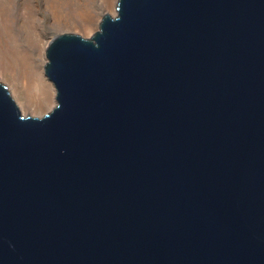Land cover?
Returning a JSON list of instances; mask_svg holds the SVG:
<instances>
[{
	"label": "water",
	"instance_id": "water-1",
	"mask_svg": "<svg viewBox=\"0 0 264 264\" xmlns=\"http://www.w3.org/2000/svg\"><path fill=\"white\" fill-rule=\"evenodd\" d=\"M54 36L56 105L0 82V264H264V0H118Z\"/></svg>",
	"mask_w": 264,
	"mask_h": 264
},
{
	"label": "bare ground",
	"instance_id": "bare-ground-1",
	"mask_svg": "<svg viewBox=\"0 0 264 264\" xmlns=\"http://www.w3.org/2000/svg\"><path fill=\"white\" fill-rule=\"evenodd\" d=\"M44 2L55 21L52 30L82 26L84 30L94 32L97 0ZM105 3L114 11L115 0H105ZM37 20L30 0H0V74L8 83L13 99L21 102L24 111L43 112L55 103L56 96L44 70L48 61L46 49L53 37L45 41L51 29H46Z\"/></svg>",
	"mask_w": 264,
	"mask_h": 264
},
{
	"label": "rangeland",
	"instance_id": "rangeland-1",
	"mask_svg": "<svg viewBox=\"0 0 264 264\" xmlns=\"http://www.w3.org/2000/svg\"><path fill=\"white\" fill-rule=\"evenodd\" d=\"M97 2H98V4H97L98 8L96 11V16L99 17V19L97 20V17L95 18L94 23H93L94 32H91V33L87 30H84V28L82 26H77V27H72V28L71 27H67V28H61L60 27L59 29L52 30V27L55 25V21L52 19L51 14H50L51 12H50L49 8L45 5L44 0H30V5H32L33 11L35 12V18H36V20L37 19L39 20V22H40L39 24H43L45 26V28L48 30H49V28L51 29V30H49L50 33L47 36H45V41L46 40L50 41L51 40L50 37H54V36L59 35L61 33H72V34L80 35L83 38H91L93 36V34L99 30V25H100V22H101L104 14L107 13V14L112 15L113 17L117 15L116 7L113 11L111 9V7H109L108 4L105 3V0H97ZM117 3H118V0H115V6H117ZM25 5L26 4L22 5L21 7H24ZM22 11H24V8H22ZM42 28H44V27H42ZM2 79L3 78L0 74V82L2 84H4L9 89L8 83L4 79L3 80ZM14 100L17 103V105L19 106V108H20V110L24 116H32V117H39V118H41L44 115L51 112L52 109L56 105V100H55V103L50 108L46 109L43 112H36V111H31V110L30 111H24L21 102L15 98H14Z\"/></svg>",
	"mask_w": 264,
	"mask_h": 264
}]
</instances>
